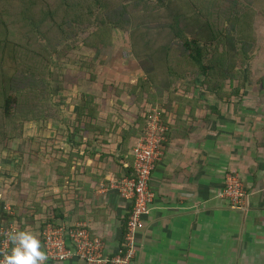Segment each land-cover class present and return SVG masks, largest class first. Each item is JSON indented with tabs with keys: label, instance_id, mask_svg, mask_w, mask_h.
<instances>
[{
	"label": "crops",
	"instance_id": "1",
	"mask_svg": "<svg viewBox=\"0 0 264 264\" xmlns=\"http://www.w3.org/2000/svg\"><path fill=\"white\" fill-rule=\"evenodd\" d=\"M139 70L126 79L137 82L143 75ZM119 90L116 105L133 112L135 121L119 120L106 107L108 97L103 103L96 98L101 102L100 115L113 113V125L100 122L106 132L90 147L93 156L85 155L71 172L75 183L67 175L64 184H58L56 170H52L55 177L50 179L51 195L46 203L53 205L60 196L68 222L86 224L104 239L109 252L122 241L131 210V203L108 186L110 179L126 171L135 142L132 135L124 154L120 132L138 127L139 116L150 107L146 98L140 100L130 88L120 99L123 89ZM178 94L185 100H174L161 110L169 129L163 155L150 177L154 197L136 232L131 264H264V88L255 87L249 94L242 91L236 104L225 105L202 88L181 87ZM229 171H236L244 182L243 210L231 208L222 194ZM25 230L32 232L29 226ZM46 264L83 263L72 259L47 260Z\"/></svg>",
	"mask_w": 264,
	"mask_h": 264
},
{
	"label": "trees",
	"instance_id": "2",
	"mask_svg": "<svg viewBox=\"0 0 264 264\" xmlns=\"http://www.w3.org/2000/svg\"><path fill=\"white\" fill-rule=\"evenodd\" d=\"M19 1L25 5L26 0ZM92 1L96 4L98 18L95 20L98 28L88 36H95L96 42L109 47L113 30L120 29L128 32L132 58L143 72V75L138 78L135 84L131 85L130 89L131 93L140 100L146 98L150 107L143 115L139 116L138 127L134 129L133 126H130V129H122L120 132L121 151L124 154L129 151V138L134 135V141H136L141 135L152 107L166 109V106L174 100L180 102L185 98L183 95L179 96L178 90L181 88L180 83L186 82L188 75L194 76V84H202L204 86L201 87L202 89L220 101L229 102L231 98L241 96L240 88L233 87V81L234 79L239 80L244 70H247L248 61L246 58L248 56L245 45L250 43L248 39L253 38L251 34L252 17L256 13L249 0H244V4L236 3L237 0H226L224 4L218 2L215 17L203 11L199 3L194 0ZM76 2L79 6L78 12L74 11ZM76 2L72 4L70 0H60L56 5L57 12L61 11L65 17L53 27L65 37L71 34L76 23L82 22L83 18H86L85 0H76ZM3 8L7 10L8 6ZM3 8L0 7V24L2 23V25L4 23ZM91 8V5H87L88 15H90ZM42 12L44 15L41 19L28 16L17 28L27 42L33 45L27 48V52L28 58L33 60L30 63H34V66L38 62H42L41 58L49 60V50L44 45L39 33L44 30L46 22L57 13L50 9H44ZM227 22L228 24H225ZM102 34H105V38L102 37ZM51 48H54L53 45ZM90 48L100 50L99 45H92ZM17 52L19 53L20 49L16 41L10 38L6 32L4 34L0 30V68H2L0 71V122L12 120L20 109L21 97L12 86L13 75L11 73L7 76L3 71L4 68H15ZM100 62L106 61L101 60ZM24 70L29 71L28 68ZM93 77L88 80V89L81 91V103L75 107H72L73 105L71 108L69 107L72 113L71 117L67 119L68 121L61 119L58 128H55L53 120L49 119L52 122L48 121L51 123L50 130L63 132L51 135L49 138L60 140L61 143L68 146V150L65 149L56 156L58 163L55 170L58 175V184H64L68 176L67 180L75 183L71 178V172L78 169L79 163L84 161L85 155L93 156L90 147L99 135L106 132V127L100 122L113 125V115L110 112L105 117L100 115L99 105L101 102L96 100V98H100L102 101L109 97L112 85L102 83L97 87L96 83L92 84ZM226 81L230 87L229 91H226L225 88ZM240 86L242 85L240 84ZM185 88L190 87L187 84ZM115 92L118 94L120 90L116 89ZM165 93L167 96L164 98ZM156 99L159 101H155ZM161 117L166 122L164 111H161ZM42 120L45 122L47 119ZM65 135L66 137H63ZM81 145H84L83 148ZM128 156L130 160L125 166L126 171L121 175L132 172V155ZM43 203H49V201L33 202L18 214V207L13 206L8 209L6 203L1 201L0 224L14 223L18 231H26L27 224L32 223L34 219L33 215L45 212L43 213L44 218L40 220L42 227L37 233L40 234L47 224L57 225L63 221L68 222L64 215V201L60 196L55 199V204L46 205L44 210L45 204ZM30 208L34 209V212L33 215L28 216ZM24 220L27 224L23 223ZM125 231L126 227L123 239ZM123 239L119 245L122 244Z\"/></svg>",
	"mask_w": 264,
	"mask_h": 264
},
{
	"label": "rangeland",
	"instance_id": "3",
	"mask_svg": "<svg viewBox=\"0 0 264 264\" xmlns=\"http://www.w3.org/2000/svg\"><path fill=\"white\" fill-rule=\"evenodd\" d=\"M194 1H197L201 9L212 17H215L216 4L226 2V0ZM249 1L256 13L252 17L253 38L248 39L250 43L245 45L248 56L247 70H244L239 80L233 81V87L238 86L240 92L248 94L255 87L264 88V0ZM59 2L60 0H26L23 5L19 0L0 1L1 8L8 6L7 10L2 9L4 23L0 24V30L15 40L20 49V52H17L15 68H4L3 71L7 76L12 73V86L21 97L20 109L13 119L0 122V202L4 201L6 205L18 207V214L33 202L50 200L52 184L50 179L55 177L51 172L58 163L56 156L61 151L68 150V146L60 140L49 138L51 135L63 132L50 130L51 123L48 121L53 120L55 128H58L61 119L66 121L71 117V105L81 103V91L88 89V80H91L92 76H94L92 84L96 83L97 87L102 83L112 85L108 97L109 105L106 107L112 108V112L119 115V120L122 117L127 119L125 121L134 118V113L127 110L128 108L123 110L124 106L116 105L117 95L114 92V89H123L120 99L125 98L131 84L136 82L132 81V83L126 78L129 75L135 76L140 71L131 55L128 32L120 29L113 30L109 47L96 42L95 36L89 37L88 35L98 28L95 20L98 17L96 4L92 0H85L86 18L76 23L71 34L65 37L53 27L65 17L61 11L56 10ZM75 2L76 0H70L72 4ZM236 3L244 4L245 1L237 0ZM87 5L92 6L90 15L87 13ZM44 9L57 12L39 33L50 56L49 60L41 58L42 62L34 66V63H30L33 60L28 58L27 52V48L33 45L27 42L17 28L28 16L41 19ZM74 11H79L77 2ZM102 37L105 38V34H102ZM52 45L54 48H51ZM92 45H99L100 50L91 49ZM101 60L106 62L101 63ZM25 68L29 71L24 70ZM193 78V75H188L186 82L180 83V86L185 88L188 84L189 87L194 88L204 87L200 83L194 84ZM225 88L229 91L228 81ZM250 97L253 98V93ZM237 99L236 97L231 98L229 102L219 101L223 105L236 104ZM102 109L107 111V108ZM145 111L146 108L142 113ZM42 119L47 120L44 122ZM43 204L46 205V203ZM31 210L33 209L30 208L28 216L33 215L34 211ZM43 213L45 212L33 215L32 223L27 224L25 220L23 221L34 234H37L42 227L40 220L43 218L40 214Z\"/></svg>",
	"mask_w": 264,
	"mask_h": 264
},
{
	"label": "built area",
	"instance_id": "4",
	"mask_svg": "<svg viewBox=\"0 0 264 264\" xmlns=\"http://www.w3.org/2000/svg\"><path fill=\"white\" fill-rule=\"evenodd\" d=\"M169 127L161 117V109L152 107L141 135L131 147L132 172L109 180V188H114L119 195L131 203V210L126 220L123 242L114 252L107 251L104 239L91 232L81 222H60L47 224L36 236L41 241L42 249L51 261L77 259L83 264H131L136 253L135 235L143 226V217L151 209L154 193L149 181L156 163L163 155V144ZM233 209L245 208L246 189L236 171H229L225 177L222 192ZM9 208V207H8ZM17 230L14 223L0 224V260L9 253L11 244L7 240L10 230Z\"/></svg>",
	"mask_w": 264,
	"mask_h": 264
},
{
	"label": "clouds",
	"instance_id": "5",
	"mask_svg": "<svg viewBox=\"0 0 264 264\" xmlns=\"http://www.w3.org/2000/svg\"><path fill=\"white\" fill-rule=\"evenodd\" d=\"M7 240L11 247L0 264H46L48 257L33 232L13 229L7 233Z\"/></svg>",
	"mask_w": 264,
	"mask_h": 264
}]
</instances>
